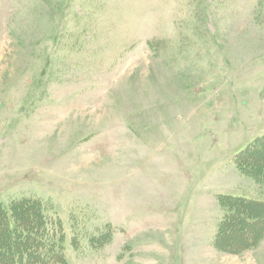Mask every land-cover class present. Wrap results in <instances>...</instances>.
Segmentation results:
<instances>
[{"label":"rangeland","instance_id":"obj_1","mask_svg":"<svg viewBox=\"0 0 264 264\" xmlns=\"http://www.w3.org/2000/svg\"><path fill=\"white\" fill-rule=\"evenodd\" d=\"M262 135L264 0H0V264H264Z\"/></svg>","mask_w":264,"mask_h":264},{"label":"trees","instance_id":"obj_2","mask_svg":"<svg viewBox=\"0 0 264 264\" xmlns=\"http://www.w3.org/2000/svg\"><path fill=\"white\" fill-rule=\"evenodd\" d=\"M254 142V141H253ZM252 142V144H251V146L252 145H255L257 142H258V144H260V143H263L264 142V135H262V136H260V137H258V138H256V142L255 143H253ZM250 146V147H251ZM249 147V148H250ZM248 148V149H249ZM251 148H253L254 149V147L252 146ZM244 155L245 154H243V156H242V158L241 159H243L244 158ZM240 161H238V163H239ZM245 161H243L242 162V164H240V166L242 167V165L243 164H245L244 163ZM245 173V172H244ZM257 173L255 172V173H253V176H254V180L255 181H258V183H262V184H264V177H258L257 175H256ZM264 176V175H263ZM261 179V180H260ZM262 181V182H261ZM219 198L220 199H222V200H224V203H226L229 207H233V206H236L237 205V207H239V208H241V207H243L242 206V204L244 205V203H249V202H251L250 204H254L255 206H257L258 204L260 205V204H262V205H264V198H262V197H255V198H253V197H248V196H246V195H235L234 193H220V195H219ZM32 204H34L35 205V213H36V206H38L39 207V211H40V214H39V217H40V222H41V226H40V224L38 225L37 223L34 225L35 226V229L37 230V227L39 226L40 227V231H44V229H43V227H45V211H43L44 210V206H43V204L39 201V200H36V199H34V198H28V199H23V200H21V201H18L17 203H15L13 206H10V208H8V209H6V208H4V207H0V214H2V215H4V220H5V222L7 223V225H3V222H1V224L2 225H0V226H3V228H0V233H1V231L4 229V227H5V230H6V228L8 229V234L10 233V229H16V225H15V222H16V224H17V215H20L21 213H22V209L24 210L25 209V206L26 207H28V205H32ZM236 204V205H235ZM239 205V206H238ZM21 206H23V207H21ZM255 206L253 207V209L251 210L252 212L250 213V214H252V213H255L256 214V216L253 218V219H255V220H259L258 219V216H260V217H262V215H263V213L262 212H260V209H257L256 210V208H255ZM32 207H33V205H32ZM259 208V207H258ZM33 210V209H32ZM17 211H19L18 213H16ZM27 210H25L24 212H26ZM34 211H32L33 213H34ZM247 213H249V210H247ZM28 217H30V215L31 214H26ZM54 219H56V217H53ZM58 218V217H57ZM4 220H2V221H4ZM32 220V219H31ZM30 220V221H31ZM248 222H245L246 224H247V226L248 227H252V226H254V225H257L258 223H260L261 222V220L259 221V222H257V221H254L253 223L251 222V221H249V220H247ZM20 222V221H19ZM22 222V221H21ZM55 223H56V225H58V227L60 228V224H61V221H60V218L58 219V220H55ZM258 227H264V226H258ZM19 229H20V226L18 227ZM26 229H28V230H30L31 231V233H32V231L34 230L35 231V229H34V227H28V226H26V228L25 227H23L20 231H19V233H22V234H26L27 235V233H29V232H27L26 231ZM33 229V230H32ZM257 230H259L260 231V229H257ZM33 231V232H34ZM261 232H264V228H262V230H261ZM3 233V235L1 236L0 235V244H3V242H4V239H5V241H6V239H7V236H8V234H7V232L6 231H4V232H2ZM51 248V252L53 251V246L52 247H50ZM9 250V249H8ZM0 253L1 254H3V252L0 250ZM8 253H9V251H8ZM55 258H54V261L52 260L51 261V263L50 264H63V263H65L64 261H65V255H61V254H55ZM5 257V256H4ZM40 261H38L37 263H35V264H48V263H46V261H43V262H40ZM3 264H9V263H3ZM12 264H14L13 262H12ZM31 264H34V263H31Z\"/></svg>","mask_w":264,"mask_h":264}]
</instances>
